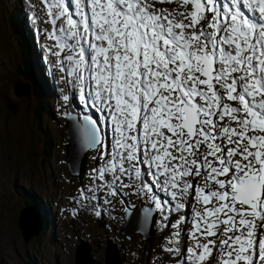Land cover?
Wrapping results in <instances>:
<instances>
[{"label":"snow or ice","instance_id":"snow-or-ice-1","mask_svg":"<svg viewBox=\"0 0 264 264\" xmlns=\"http://www.w3.org/2000/svg\"><path fill=\"white\" fill-rule=\"evenodd\" d=\"M43 3L60 70L97 114L82 125L105 148L94 179L115 196L134 177L165 220L161 193L191 210V246L187 217L171 225L176 264H264V0Z\"/></svg>","mask_w":264,"mask_h":264},{"label":"rangeland","instance_id":"rangeland-1","mask_svg":"<svg viewBox=\"0 0 264 264\" xmlns=\"http://www.w3.org/2000/svg\"><path fill=\"white\" fill-rule=\"evenodd\" d=\"M6 1L0 0V8L10 7L15 0ZM20 1L23 12L27 10L30 16L27 29L32 35L36 53L33 64L37 68L41 67L40 64L46 66L52 82L43 83L47 89L48 84L51 86L49 90L54 99L50 102L51 114L40 112L37 116L35 101L24 102L26 96L23 93L27 85H17L14 93L17 79L11 76L10 61H14L17 52L14 42L9 40L6 46L5 35L0 33V264H75L76 245L81 241L89 244L93 264H105L108 244L115 245L116 261L119 260L120 264H176V254L165 251V248L177 246L169 244L177 232L171 225L182 216L187 217V222L180 225L183 231L178 239L180 245L191 246L190 209L176 211V201L163 193L173 207L172 214L168 216L170 219L166 221L152 200L140 190L134 177L123 178L124 183L133 185L131 188H119L117 185V194L111 195L105 181L94 179V170L103 166L106 159L103 155L105 148L101 145L87 150L82 175L69 172L66 163V115L70 101L74 103L79 119L84 120L85 115L92 114L96 118L97 114L85 105L78 87L68 83L71 78L60 70V58L53 54L57 51L53 47L55 42L48 36L52 26L47 22L43 0H19L21 5ZM29 86L32 90L33 82H29ZM66 95L69 97L67 101L64 99ZM72 117L76 118L73 114ZM106 179L111 180V175ZM97 186L99 191L95 190ZM29 197L41 204L42 210L40 208L39 211L44 214L48 225L38 235L24 241L18 218L19 210ZM139 203L143 207L151 206L148 216H153L154 232L149 241L138 231L130 235L120 232L127 205L132 208Z\"/></svg>","mask_w":264,"mask_h":264},{"label":"trees","instance_id":"trees-1","mask_svg":"<svg viewBox=\"0 0 264 264\" xmlns=\"http://www.w3.org/2000/svg\"><path fill=\"white\" fill-rule=\"evenodd\" d=\"M4 1L7 2L6 0ZM20 2L21 5L19 4V0H15L10 4V7L9 5H6L5 7L0 8V33L5 35L4 42L6 46L9 40L14 42V48L17 52V55H14V61H10L12 63V66L10 67L11 76L15 79H21L24 84L28 85V95L30 96H26V93H23L26 97H28L24 98V102L28 103L31 100L35 101V114L37 116L40 115V112L51 114L50 102L54 99V95L49 90L51 86L48 84L49 89H47L43 81L52 82V78L44 65L41 64V67L37 68L33 64L36 53L34 52L32 35H30L27 29V25L30 24V16L29 13L26 12L27 10L23 12L21 8L23 7L22 1ZM22 13L24 14L22 15ZM33 38L38 40L35 35H33ZM29 82H33L32 90L29 86ZM68 107L69 112L76 111L73 108L74 103L72 101H70V105ZM83 172L84 170L79 175H82ZM26 207L39 210L42 206L35 198L29 197L23 208ZM40 210H42V208ZM40 217L42 219V232L46 229L48 224L42 213H40ZM169 219L170 218L166 221ZM18 227L20 228L19 222ZM21 235L23 236L22 231ZM24 241L26 240L24 239ZM180 246H182V244Z\"/></svg>","mask_w":264,"mask_h":264},{"label":"water","instance_id":"water-1","mask_svg":"<svg viewBox=\"0 0 264 264\" xmlns=\"http://www.w3.org/2000/svg\"><path fill=\"white\" fill-rule=\"evenodd\" d=\"M18 80V79H17ZM14 84V93H16V87L19 84H24L21 79ZM24 84L23 86H26ZM29 87L27 85V90L22 91L26 93L28 96ZM13 109V106H9ZM75 114V113H73ZM75 116V115H74ZM67 120L72 117L71 114L66 115ZM84 121L79 120L78 117H74L72 121H69L67 124L68 130V142H66V163L67 168L71 174L81 173L84 170L86 164V153L89 148L88 143L86 141L85 134L82 128ZM81 134L78 133V131ZM71 131V132H70ZM151 206L143 207L142 204H137L132 208L127 205L125 209V217L123 225L120 229L121 233L125 235H130L133 232H140L142 237L149 241L153 237L154 229L152 228L153 216H148V210ZM28 209V210H27ZM33 212V213H32ZM20 221V222H19ZM38 221V222H37ZM19 225L21 227L23 236L26 240L30 239L32 236H36L39 234L41 229V219L39 213L34 208H22L19 210ZM38 224V225H37ZM152 228V229H151ZM83 246H86L84 248ZM106 262L105 264H120V261H116L117 251L114 244H108L105 249ZM88 262L89 264H93L94 260L90 255V246L86 241H81L76 245L75 249V264H85Z\"/></svg>","mask_w":264,"mask_h":264},{"label":"bare ground","instance_id":"bare-ground-1","mask_svg":"<svg viewBox=\"0 0 264 264\" xmlns=\"http://www.w3.org/2000/svg\"><path fill=\"white\" fill-rule=\"evenodd\" d=\"M69 119H70V120H67V122H66V133H67V135L69 134V133H68V130H67V124H68L69 121H72V120H73V117H70ZM83 121H84V120H83ZM70 132H71V131H70ZM78 133L81 134V133H82L81 130H80V132L78 131ZM83 138H85V137H83ZM161 196L165 199V195H164L163 193H161ZM26 208H27V207H26ZM19 222H20V221H19ZM19 226H20V225H19ZM20 228H21V227H20ZM23 238H24V236H23ZM24 239H25V238H24ZM25 240H26V239H25ZM28 240H29V239H28ZM26 241H27V240H26ZM105 262H106V258H105Z\"/></svg>","mask_w":264,"mask_h":264},{"label":"clouds","instance_id":"clouds-1","mask_svg":"<svg viewBox=\"0 0 264 264\" xmlns=\"http://www.w3.org/2000/svg\"><path fill=\"white\" fill-rule=\"evenodd\" d=\"M41 65V64H40ZM46 67V66H45ZM47 70V69H46ZM37 210V209H36ZM38 211V213H39V216H40V211L39 210H37ZM44 215V214H43ZM40 219H41V217H40ZM46 219V218H45ZM41 221H42V219H41ZM41 228H42V223H41ZM40 231H41V229H40ZM40 231H39V233H40Z\"/></svg>","mask_w":264,"mask_h":264},{"label":"flooded vegetation","instance_id":"flooded-vegetation-1","mask_svg":"<svg viewBox=\"0 0 264 264\" xmlns=\"http://www.w3.org/2000/svg\"><path fill=\"white\" fill-rule=\"evenodd\" d=\"M183 214L185 215L186 214V211Z\"/></svg>","mask_w":264,"mask_h":264}]
</instances>
